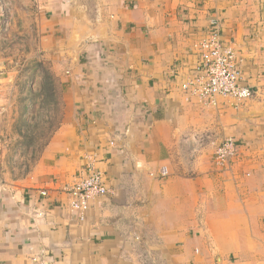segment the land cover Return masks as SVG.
<instances>
[{
  "label": "crops",
  "instance_id": "crops-1",
  "mask_svg": "<svg viewBox=\"0 0 264 264\" xmlns=\"http://www.w3.org/2000/svg\"><path fill=\"white\" fill-rule=\"evenodd\" d=\"M25 8L22 24L40 35L29 57L58 62L65 112L23 178L2 171L0 154V264H264V0ZM215 19L253 96L205 105L181 83ZM226 138L240 154L224 168ZM88 162L111 192L81 219L66 188Z\"/></svg>",
  "mask_w": 264,
  "mask_h": 264
},
{
  "label": "rangeland",
  "instance_id": "rangeland-1",
  "mask_svg": "<svg viewBox=\"0 0 264 264\" xmlns=\"http://www.w3.org/2000/svg\"><path fill=\"white\" fill-rule=\"evenodd\" d=\"M28 1L3 0L0 11L1 167L16 180L36 165L61 127L65 112L66 85L58 62L38 50L40 56L29 57L36 45L34 39L39 43L40 35L36 25L22 24L24 15H31V10L25 8Z\"/></svg>",
  "mask_w": 264,
  "mask_h": 264
},
{
  "label": "built area",
  "instance_id": "built-area-1",
  "mask_svg": "<svg viewBox=\"0 0 264 264\" xmlns=\"http://www.w3.org/2000/svg\"><path fill=\"white\" fill-rule=\"evenodd\" d=\"M200 60L193 68L190 77L181 83V87L190 101L198 100L205 105H215L218 97H233L239 101L253 96L252 89L244 85L240 69L236 63V54L232 46L222 38L221 23L213 20L208 37L200 44ZM113 143V142H112ZM240 145L226 138L216 147L215 162L221 167H229L239 156ZM85 174L73 186L66 190L71 196L70 207L84 219L86 212L98 198L110 194L104 172L94 163H85ZM46 195V192H43ZM33 264H42L40 257L32 258Z\"/></svg>",
  "mask_w": 264,
  "mask_h": 264
},
{
  "label": "trees",
  "instance_id": "trees-1",
  "mask_svg": "<svg viewBox=\"0 0 264 264\" xmlns=\"http://www.w3.org/2000/svg\"><path fill=\"white\" fill-rule=\"evenodd\" d=\"M44 90L47 92V90H49V88H47V85H45L44 87Z\"/></svg>",
  "mask_w": 264,
  "mask_h": 264
}]
</instances>
